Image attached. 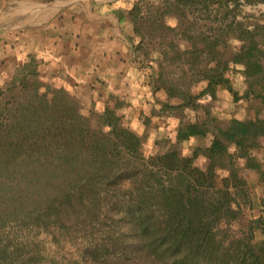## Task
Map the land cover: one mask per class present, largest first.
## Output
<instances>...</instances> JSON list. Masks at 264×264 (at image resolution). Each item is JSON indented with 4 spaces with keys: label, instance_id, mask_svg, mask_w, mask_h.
I'll use <instances>...</instances> for the list:
<instances>
[{
    "label": "trees",
    "instance_id": "1",
    "mask_svg": "<svg viewBox=\"0 0 264 264\" xmlns=\"http://www.w3.org/2000/svg\"><path fill=\"white\" fill-rule=\"evenodd\" d=\"M140 2L106 3L136 52L129 81L148 92L137 107L92 71L41 80L37 51L7 76L13 97L0 87V264H264V11L242 7L264 0H173L218 26L160 50L135 40Z\"/></svg>",
    "mask_w": 264,
    "mask_h": 264
},
{
    "label": "rangeland",
    "instance_id": "2",
    "mask_svg": "<svg viewBox=\"0 0 264 264\" xmlns=\"http://www.w3.org/2000/svg\"><path fill=\"white\" fill-rule=\"evenodd\" d=\"M92 1L101 5L98 7L97 11L92 10ZM131 1L133 0H0V32L2 30H6L0 37V67L4 64V66L6 65L8 67L6 69L7 71L15 73V71L18 70L16 69L17 65L28 62L30 56L28 57L27 55H30L32 51V53H35L38 45L42 44L49 51H54L51 55L56 56L57 54L59 58H62L61 56L64 57L63 54H60L61 52L59 50H56V48H58L56 40L59 41L61 38L57 37L56 39L55 36L52 37V35H49L46 36L47 38L44 36L45 40H42L40 36L37 37L45 30L53 31L54 34H57L54 30V25L53 27L49 25L41 26V30L37 31V36L34 34L32 37H29L31 34L26 35L24 30L22 33L24 36H21V31H19V29H31L32 27H37V25L46 22L58 11H61V9L72 7L76 11V16H79L80 12H83L84 15L89 17L92 23L97 22L99 26L101 23L107 22L110 27L112 26L115 33H123L120 30L119 25L121 22L118 16L114 12H105L104 10L108 9L105 4L112 2L113 7L119 9L118 7H124L128 3L130 4ZM171 2H173V0H141L140 19L138 23L139 31H135L137 37L135 40L143 41L144 47L152 50H160L165 48L172 41L178 43L182 47H187L188 44L183 38L187 28H189L191 33L197 34L202 31L212 33L215 27L218 26V17L215 11H211L208 14L206 11L201 12L193 7H184L182 10H178L176 8H171ZM242 7L243 12L246 14L260 13L264 11V7L254 8L250 4H244ZM86 16H83V18ZM91 27L97 26H93L92 24ZM8 30H10V33ZM95 33L96 31L93 28L92 30L89 29L87 36H90L91 39H93ZM62 35L66 39L68 38V33H64ZM83 42L84 41L79 44ZM95 43L97 45L101 44L100 41H95ZM71 55L75 56L74 54ZM90 58V64L97 62V60L93 57ZM18 60L20 63L16 64ZM101 61L103 63V59H101ZM107 64L110 65L111 62H107ZM184 68L185 66L178 62L173 63L167 61L164 63V74L168 78H178L181 77ZM2 69L3 68H0V73ZM54 78L55 75H51L50 72H48V69L44 70L42 75L40 74V79L43 81ZM8 80L9 79L5 76V74H0V87L4 90L5 97H13L16 92H11L10 94L8 91L9 87L7 85ZM57 80H60V77H58ZM109 84L110 87L116 91L120 90L122 93H125L127 90L131 92L133 97L137 95V97H135L132 101V104L136 107L140 104V100L148 94V92L144 89L141 91L137 90L133 81L121 83L112 80ZM95 88L98 89V86L96 85ZM100 89L101 92L104 93L106 92L107 87L102 85ZM78 92L83 103L88 106L90 101L88 89L82 86L78 88ZM211 100L212 98L209 99L207 97H202L198 101L201 103H209ZM219 108L223 111H229L231 109L230 98L224 95ZM125 113L127 119H130L131 117L133 118L132 106L128 107V109L125 110ZM262 155H264V153ZM245 213L247 215V219H250L253 216L248 207L245 208ZM244 229L245 228H240L239 223L236 221L232 224L230 232L232 236H239L243 233ZM4 233L5 235L18 236L17 238H14V244L23 242L25 239L20 225L15 222L9 223L4 229ZM71 252L75 253L74 250ZM61 264L69 263L66 259L65 261H62Z\"/></svg>",
    "mask_w": 264,
    "mask_h": 264
},
{
    "label": "crops",
    "instance_id": "3",
    "mask_svg": "<svg viewBox=\"0 0 264 264\" xmlns=\"http://www.w3.org/2000/svg\"><path fill=\"white\" fill-rule=\"evenodd\" d=\"M66 8L68 9H61V11H58L49 20L37 25V27H32L31 29H19V31H21V36H24L22 35L24 30L26 35L31 34L29 37H32L34 34L37 36V31L41 30V26L49 25L53 27L54 25V30L57 34H54L53 31L45 30L37 37L40 36L42 40L44 39V36L46 37L49 35H52V37L55 36L56 39L57 37L61 38L59 41L56 40L58 43V48H56V50H59L61 52L60 54L64 55V57L60 55L62 58H59L57 54L56 56L51 55L54 51H49L43 46V44L38 45L37 56L40 58V74L42 75L43 71L48 69V72H50L51 75L58 77L57 72L59 68H63L65 71L68 69L69 71H73L74 68H76V71L83 76L87 75L88 71H92L90 78L92 81H94L96 77L100 76L104 79V81L109 83L112 80L121 83L128 82L130 80L129 77L131 75V69H133L132 58L136 52H134L133 48L128 47L127 44L129 43V38L127 35L124 32L118 34L115 33L112 26L110 27L107 22H103L98 26L97 22L92 23L89 17L84 15L83 12H80V15L76 16V11L72 7ZM104 11L112 13L108 9ZM83 16L86 17L83 18ZM120 22V28L121 26L126 25L125 21L120 20ZM92 24L97 27H91ZM92 28L96 31L93 39H91L90 36H87L88 30H92ZM5 31L6 30H4V32ZM8 32L10 33V30H8ZM64 33H68L67 39L63 37L62 34ZM82 41L84 42L79 44ZM95 41H100L101 44L97 45ZM71 54H74L75 56ZM57 57L60 60H58ZM90 57L96 59L97 62L90 64ZM101 59H103V63ZM107 62H111V64L108 65ZM19 63L20 62L18 60L16 64ZM3 66L4 64L0 67L3 68L1 73L5 74L7 77L11 72L6 70L8 68L6 65L4 67Z\"/></svg>",
    "mask_w": 264,
    "mask_h": 264
},
{
    "label": "built area",
    "instance_id": "4",
    "mask_svg": "<svg viewBox=\"0 0 264 264\" xmlns=\"http://www.w3.org/2000/svg\"><path fill=\"white\" fill-rule=\"evenodd\" d=\"M243 1V0H242ZM245 4V3H244ZM243 4V5H244ZM252 7H264V3H258V4H254V5H251ZM245 13V12H244ZM246 14V13H245ZM205 97H207V98H209V99H211V96L210 95H207V96H205Z\"/></svg>",
    "mask_w": 264,
    "mask_h": 264
}]
</instances>
